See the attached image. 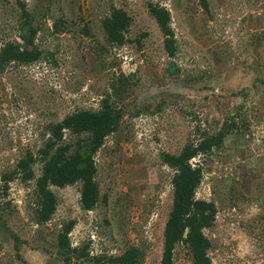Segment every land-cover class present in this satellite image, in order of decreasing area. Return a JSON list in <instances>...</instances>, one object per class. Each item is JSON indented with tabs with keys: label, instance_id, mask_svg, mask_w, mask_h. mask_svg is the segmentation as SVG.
Returning <instances> with one entry per match:
<instances>
[{
	"label": "rangeland",
	"instance_id": "374dc122",
	"mask_svg": "<svg viewBox=\"0 0 264 264\" xmlns=\"http://www.w3.org/2000/svg\"><path fill=\"white\" fill-rule=\"evenodd\" d=\"M18 1L32 13L44 53L0 72V264H62L55 234L70 219L71 245L87 243L97 254L136 244L145 250L143 264H159L173 172L161 153L215 132L233 112L237 127L223 144L191 159L202 172L195 195L216 204L204 229L213 264H264V0H0V45L18 40ZM149 1L170 12L173 56ZM111 4L132 20L121 46L110 47L100 27ZM57 18L65 28L54 33ZM120 73L131 86L117 131L95 154L97 204L80 207L79 182L52 185L56 209L44 224L34 223V181L15 177L4 191L1 174L36 150L48 122L97 108ZM135 108L141 110L132 115ZM174 264H191L183 244Z\"/></svg>",
	"mask_w": 264,
	"mask_h": 264
},
{
	"label": "trees",
	"instance_id": "16d2710c",
	"mask_svg": "<svg viewBox=\"0 0 264 264\" xmlns=\"http://www.w3.org/2000/svg\"><path fill=\"white\" fill-rule=\"evenodd\" d=\"M201 1L206 6L205 0ZM18 4V40L6 41L0 45V72L11 63H32L44 53L35 42L38 27L33 21L32 13L23 2L18 1ZM147 9L163 35L166 54L173 56L176 45L169 10L164 5L151 1L147 2ZM131 21V16L124 8L110 5L108 13L100 20L105 41L110 47L121 46L127 41L126 33ZM53 26L54 33L65 28L61 18H57ZM82 30L89 32L85 26ZM45 53L49 54L48 51ZM169 69L172 70L171 66ZM116 79L118 84H111V93H106L100 99L97 108H77L58 121L48 122L36 150L24 152L15 161L13 169L1 174L4 191L15 177L24 182L34 181L31 205V219L34 223L44 224L56 209L57 197L51 189L52 185L64 187L79 182L80 207L89 210L97 204L99 186L96 180L95 154L106 137L117 131L125 112L123 100L131 86L127 75L120 73ZM140 110L135 108L131 114L136 115ZM237 116V112L228 114L215 132L204 131L199 138L187 140L177 153H161L162 161L173 172L170 178L171 204L163 226L159 264H174V251L178 244L186 247L191 264H213L209 256L211 242L204 229L211 227L214 222L216 204L212 200L196 197L202 172L200 165L193 164L191 159L210 152L212 148L220 147L224 139L237 127ZM35 165H39L37 175ZM74 224L73 219L66 221L55 234V256L62 264L144 263L145 250L136 244L126 246L119 253L97 254H90L87 243L71 245L69 232ZM7 231L17 247L18 236L8 228Z\"/></svg>",
	"mask_w": 264,
	"mask_h": 264
}]
</instances>
